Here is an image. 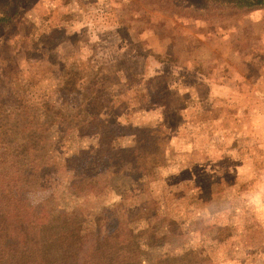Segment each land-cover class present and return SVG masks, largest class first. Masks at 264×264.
Listing matches in <instances>:
<instances>
[{"label": "rangeland", "instance_id": "374dc122", "mask_svg": "<svg viewBox=\"0 0 264 264\" xmlns=\"http://www.w3.org/2000/svg\"><path fill=\"white\" fill-rule=\"evenodd\" d=\"M255 1L0 0V264H264Z\"/></svg>", "mask_w": 264, "mask_h": 264}, {"label": "trees", "instance_id": "16d2710c", "mask_svg": "<svg viewBox=\"0 0 264 264\" xmlns=\"http://www.w3.org/2000/svg\"><path fill=\"white\" fill-rule=\"evenodd\" d=\"M255 4L256 6L258 5H263L264 4V0H256L255 1ZM186 101V100H185ZM165 109H168V108H172V107H165V105H162ZM134 134H137L138 136H143L142 137H139V140H138V143L136 145V147H133L131 150H130V153L133 157V159L136 161V162H141L142 160H145L148 155V153H150V151H152L153 147L157 144V142H155L157 136L160 134L159 132V129H153V130H146V131H143V130H136L133 132ZM102 134L104 135L105 138L111 136L108 132H107V129L104 130V132H102ZM157 135V136H155ZM153 217H156V215H154ZM225 228L226 227H219V232L217 233L218 235H222V233L225 231ZM77 234H80V231H76ZM182 235V237H184V235L182 233H180ZM151 237H147L146 235V243L147 245L149 246V243L151 242H154V233H152ZM158 238V237H156ZM127 240H129L128 242L125 241L123 244H128V245H131L133 250L135 249H139V247L137 246L138 244V241H139V237H135V238H128ZM220 239H217L216 241H219ZM125 245V246H126ZM28 243H26L24 245L25 248H23L22 251H20L21 254H27L31 249H32V252H33V257L35 259H38V261H40V264H51L53 262H55V259L56 258H47L48 255H45L44 252L41 253V249H40V245H33V246H30L28 247ZM116 249L118 250V248L115 247L114 244H111V246L109 247V251L111 253H113V255H117L118 254V251H116ZM108 256H106L105 258H107ZM111 261L110 258H107V262ZM73 264H81L80 262H76V260H74V263ZM108 264V263H107ZM171 264V263H169Z\"/></svg>", "mask_w": 264, "mask_h": 264}]
</instances>
